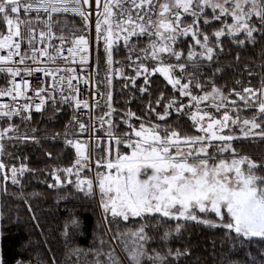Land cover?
<instances>
[{
  "label": "snow or ice",
  "instance_id": "1",
  "mask_svg": "<svg viewBox=\"0 0 264 264\" xmlns=\"http://www.w3.org/2000/svg\"><path fill=\"white\" fill-rule=\"evenodd\" d=\"M67 13L78 16L83 28H69L67 20L60 18ZM93 20L96 75L101 46L104 56V77L95 83L97 95L104 102L95 100L90 106L87 99L80 98L78 84L73 83L81 77L72 64L78 62L81 68L89 65L88 37ZM213 21H219L221 26L210 36L201 29V22L211 25ZM0 29V75L5 81L0 86V97H10L12 101L0 103V123L7 125L0 126V176L4 181L18 185L21 177L31 171L23 164L17 167L4 163V141L38 142L34 135H20V126L11 123L12 118L20 117L23 123L32 120L33 108L41 112L50 104L55 113L62 110L57 106L66 105L73 109V115L63 136L65 143L75 149L76 158L72 165L52 171L54 183L48 187L74 185L89 195L98 189L105 218L111 217L109 222L113 224L127 223L134 218H155L158 214L168 220L194 221L225 229L226 235L235 234L233 240L243 238L239 241L241 245L244 240L254 238L264 241V175L258 174L264 172V163L239 156L232 142L241 136L231 132L232 128H239L243 138L258 137L264 142V79L258 88L243 87L240 91L233 88L226 93L215 85L214 79L202 81L198 75L201 61L212 62L217 51H223V37L243 34L244 39L236 41L241 46L246 42L255 44L254 34L264 39V0H0ZM77 32L81 34L76 35ZM188 36L194 44L185 54L177 49L179 38ZM133 37L137 41L146 38L148 46L137 47ZM121 42L128 52L129 66L135 65V76L126 79L135 87L136 80L143 76L140 93L148 92L151 76L159 73L180 97L188 98L187 104L173 97L165 105V95L161 92L155 105L162 107V112L156 111L151 99L144 117L126 111L124 123L130 131L123 134L117 132L112 119L117 109L113 107L111 91L113 73L123 75L122 69L113 68L114 63H119L114 61L113 54L120 50ZM66 43L73 46L65 48ZM145 60L153 62L151 67ZM37 73L50 78L51 84L41 79L35 83L42 86L33 87L26 77ZM83 82L91 83L92 77ZM101 85L108 91H101ZM193 89H199L202 94ZM28 91L33 93L32 97L27 95ZM233 96L243 104L232 99ZM37 99L39 103L35 102ZM21 100L23 103H19ZM93 107L101 109L98 116L93 115ZM173 108L177 117L187 116L192 121L191 127L198 134H182L167 123ZM249 108L255 111L241 119V111ZM81 109H89L87 123L79 119ZM152 113L165 124L153 123ZM133 119L139 121L138 127L131 123ZM93 120L100 128H96ZM75 129L81 135L87 133L88 141L69 138L76 136ZM101 129L108 138L107 148L101 146L102 137H95L96 144L91 145L93 133ZM225 129L230 131L225 133ZM121 146L131 151L122 152ZM97 149L102 155L94 161V178H82L86 168L91 170L92 155ZM224 153L230 156L226 158ZM208 213H214L218 220L198 215L206 217ZM146 227L147 224L141 223L135 230L118 229L112 239L120 242L125 255L118 257L115 249L103 253L108 257V264H142L144 259L152 264H165L167 257L187 254L179 249L175 253L169 249L166 255L149 254L146 246L152 238ZM182 227L177 223L175 232L180 233ZM169 237L170 232H165L162 239ZM96 264H101L99 259ZM252 264H264V260L252 257Z\"/></svg>",
  "mask_w": 264,
  "mask_h": 264
},
{
  "label": "trees",
  "instance_id": "2",
  "mask_svg": "<svg viewBox=\"0 0 264 264\" xmlns=\"http://www.w3.org/2000/svg\"><path fill=\"white\" fill-rule=\"evenodd\" d=\"M208 11L210 12V9ZM60 18L67 20L69 28H83V22L78 16L61 15ZM188 22H191V18H188ZM228 22H232L230 18ZM220 26L219 21H213L211 25H203L201 22V29L210 36ZM65 34H68L67 29ZM80 34V32L76 33V35ZM254 35H256V43L246 42L243 46L236 42L244 39L243 34L235 38L223 37V51L218 50L212 62L201 61L199 78L202 81L214 79L215 85L226 93L233 88L237 91L243 87L258 88L261 79H264V39L259 34ZM132 42L139 48L147 47L149 43L143 37L138 41L133 37ZM192 44L194 41L191 36L180 37L177 50L182 49L186 54ZM71 46H73L71 43L65 45V47ZM96 49L95 43V57ZM195 50L199 52V46H196ZM99 52V74L95 76V82L104 77L102 46ZM127 56L128 52L121 42L120 50L113 54L114 61L119 63H114L113 68L122 69L123 75L114 72L111 86L112 104L118 109L112 119L117 125L118 132L127 130V124L124 123L126 111L130 110L137 116L144 117L150 99L158 112L155 101L161 92L165 95V105L168 103L166 101L173 98L166 89L164 77L159 73L151 76L147 93L142 94L138 90L144 86L143 76L136 80V86L133 87L126 77L135 76V65L129 66L130 61ZM145 64L151 67L153 62L148 60ZM216 69L220 71L216 72ZM237 81L240 83L237 84ZM4 83V77L0 75V86ZM100 90L108 91L103 85L100 86ZM193 91L202 94L199 89ZM231 98L243 104L237 97ZM100 102L103 104L104 101L100 100ZM57 107L62 110L53 113L51 105L46 104L42 112H31L32 120L23 123L20 117L12 118L11 123L20 126V135L24 133L29 136L34 135L38 142L17 139L4 141L6 152L2 157L4 163L17 167L23 164L31 171L21 177V183L18 185L11 184L10 180L5 182L0 176V264H96L97 259L101 264H108V257L103 253L115 249V255L118 257L125 255L120 242L112 239L118 229L119 231L135 230L141 223L148 225L145 231L152 238L146 246L149 254L159 252L161 255H166L169 249L173 253L177 249L186 251L187 254L179 258L174 255L167 257L165 264L169 262L170 264H252V257L257 261L264 260V256L261 255L264 253V241L257 238L252 241L244 240L241 245L239 241L243 238L233 240L235 234L226 235L225 229L210 228L194 221L168 220L158 214L155 218H134L127 223L121 221L117 225L109 222L111 217L105 218L95 192L89 195L86 191H79L74 185L67 184L63 187H48L49 184L54 183L52 171L72 165L76 158L75 149L65 143L63 136L72 119L73 109L66 105ZM254 111L255 109L252 108L241 111V119L250 117ZM100 112L101 109L96 108V114L99 115ZM117 114L120 118H115ZM78 116L81 121L87 123L86 115L79 112ZM150 119L153 123H164L156 119L155 113L151 114ZM131 123L138 127L139 121L133 119ZM179 123L181 128L185 126L184 129H191L188 119H183ZM174 125L175 123L172 126L176 128L177 126ZM1 126L7 125L3 123ZM107 127L108 125L105 124L104 129ZM32 129H35V132ZM104 129L97 131L96 137H102L101 146L107 148L108 138ZM75 131L76 136L70 135L69 138L81 140L85 134L81 135L78 129ZM232 133L241 136L240 139L232 142L239 156H247L258 163H264V142L258 137L243 138L239 129L233 130ZM9 153L11 155H8ZM99 155L102 153L97 149L95 158ZM223 155L230 156L229 153ZM258 174L264 175V172ZM61 178H64L63 173ZM72 179L75 180V177L73 176ZM202 215L205 217V214ZM205 218L216 217L213 213H208ZM177 223L183 225L180 233L175 232ZM165 232H170L168 239H162ZM101 241L104 243L101 244ZM98 252L101 253L99 256H97ZM247 253H251V256ZM142 264H152V262L144 259Z\"/></svg>",
  "mask_w": 264,
  "mask_h": 264
},
{
  "label": "built area",
  "instance_id": "3",
  "mask_svg": "<svg viewBox=\"0 0 264 264\" xmlns=\"http://www.w3.org/2000/svg\"><path fill=\"white\" fill-rule=\"evenodd\" d=\"M63 15H72V14L71 13H67V14H63ZM94 36H95V30H94V20H93L92 28H91L92 42H91V45L89 46V53H90L89 65L85 66L84 68H81V66L79 65L78 62L75 63V64H72V67L76 68L77 73L81 77L80 80H78V81L74 80L73 83L74 84H78L79 89H80V98L81 99H87L89 104H90V106L94 104L95 100H101L100 97L97 95V87H96V83H95L96 67H95ZM65 48H67V47H65ZM64 55L65 56L68 55L67 51L64 52ZM76 60L79 61V55H77ZM89 76L92 77V82L89 83V84H85L83 82V80L88 78ZM26 78L31 82V85L33 87H36V88H39V87L42 86L40 84L35 83L37 80L47 79L48 84H51V79L50 78H45V77L42 76V74H39V73L35 74L32 77H26ZM16 79H17V82H20V78L19 77H17ZM27 95L29 97H32L33 93L31 91H28ZM11 102L12 101H11L10 97H0V103H11ZM35 102L39 103V100L37 99ZM19 103H23V101L21 100V101H19ZM91 111H92L94 116H98L96 114V108L93 107L91 109ZM31 112H36V111L33 108V110ZM37 113H39V112H37ZM80 113L86 115L87 116V120L89 121V115H88L89 109H81ZM93 123L95 124L96 128H100V125L98 123H96L95 120H93ZM2 124L3 123H0V126ZM96 132L93 133L94 138L91 140V145L95 144ZM81 141H88V134L87 133H85V138L82 139ZM92 160H93V163H92L91 170L86 168L83 172H94L95 171V169H96V166H95V163H94V161H95V153H93V155H92Z\"/></svg>",
  "mask_w": 264,
  "mask_h": 264
},
{
  "label": "flooded vegetation",
  "instance_id": "4",
  "mask_svg": "<svg viewBox=\"0 0 264 264\" xmlns=\"http://www.w3.org/2000/svg\"><path fill=\"white\" fill-rule=\"evenodd\" d=\"M146 62H148V60H145V61H144V63H146ZM131 69H132V68H131ZM161 76H162V75H161ZM164 80H165V79H164ZM165 81H166V80H165ZM165 83H166V84H165L166 89L169 90L168 92H170L171 95H172L173 97L178 98L179 100L183 101L185 104L188 103V98H186V97H180V96H179V93H178L175 89H173L172 86L169 85V84L167 83V81H166ZM166 102H168V101H166ZM201 107L203 108V107H205V105L202 104ZM157 109H158V112H162V111L164 110L162 107H157ZM117 110H118V109H117ZM186 111H187V109H186ZM213 111H214V110H213ZM216 115L219 116L220 113H216ZM115 118H120V115H118V114L115 115ZM183 119H188L189 126H190L191 129H184L185 126H183V128L180 127L181 125H180V123L178 124V122H180V121L183 120ZM173 120H174V121H173ZM167 123L170 124V125H173V124L175 123L174 126H177L176 128H177L182 134H184V133L198 134V133L195 132V129H193V128L191 127L192 121H191L187 116H180V117H177L174 108L172 109V115L168 118ZM160 124L163 126V125L165 124V122H164V123H160ZM126 129H127L126 131H124V132H119V133L123 134V133H127V132H129L130 129H129V127H128V124L126 125ZM236 129H239V128H235V127H234V128L231 129V132H232L233 130H236ZM229 131H230L229 129H225V133H228ZM117 132H118V131H117ZM112 143L114 144L115 142L112 141ZM121 151H122V152H130L131 150H130V149H127V148H125V147H123V146H121Z\"/></svg>",
  "mask_w": 264,
  "mask_h": 264
},
{
  "label": "rangeland",
  "instance_id": "5",
  "mask_svg": "<svg viewBox=\"0 0 264 264\" xmlns=\"http://www.w3.org/2000/svg\"><path fill=\"white\" fill-rule=\"evenodd\" d=\"M88 38H89V43H90V36H89ZM94 44H95V40H94ZM224 157L227 158V157H229V156H224ZM95 172H96V169H95L94 172H83V173L81 174V177H82V178L92 179V178H94V176H95ZM85 191H86V190H85ZM95 194H96V196H97V198H98L100 208H101L102 212H104V211H103V208H102V206H101V204H100V197H99L98 189L95 190ZM213 214H214V213H213ZM198 215H200L201 217H203L202 214H198ZM214 215H215V214H214ZM203 218H205V217H203ZM212 220L217 221L218 218L216 217V218H213ZM121 248H122V246H121Z\"/></svg>",
  "mask_w": 264,
  "mask_h": 264
},
{
  "label": "water",
  "instance_id": "6",
  "mask_svg": "<svg viewBox=\"0 0 264 264\" xmlns=\"http://www.w3.org/2000/svg\"><path fill=\"white\" fill-rule=\"evenodd\" d=\"M6 182V181H5Z\"/></svg>",
  "mask_w": 264,
  "mask_h": 264
}]
</instances>
